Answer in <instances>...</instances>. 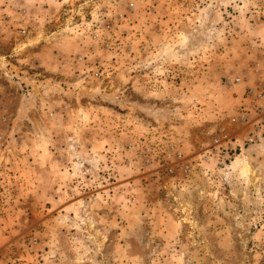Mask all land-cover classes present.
Masks as SVG:
<instances>
[{"label":"rangeland","instance_id":"obj_1","mask_svg":"<svg viewBox=\"0 0 264 264\" xmlns=\"http://www.w3.org/2000/svg\"><path fill=\"white\" fill-rule=\"evenodd\" d=\"M0 264H264V0H0Z\"/></svg>","mask_w":264,"mask_h":264},{"label":"built area","instance_id":"obj_2","mask_svg":"<svg viewBox=\"0 0 264 264\" xmlns=\"http://www.w3.org/2000/svg\"><path fill=\"white\" fill-rule=\"evenodd\" d=\"M178 155V158H181V154H177ZM169 157H172L171 155H169Z\"/></svg>","mask_w":264,"mask_h":264}]
</instances>
